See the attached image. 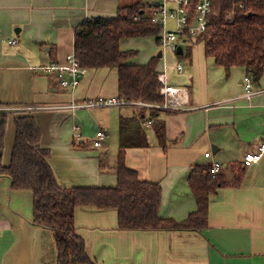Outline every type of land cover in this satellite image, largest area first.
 I'll return each instance as SVG.
<instances>
[{
    "label": "crops",
    "instance_id": "1",
    "mask_svg": "<svg viewBox=\"0 0 264 264\" xmlns=\"http://www.w3.org/2000/svg\"><path fill=\"white\" fill-rule=\"evenodd\" d=\"M154 2L0 0V107L39 108L0 114L6 118L1 164L10 163L14 120L32 117L60 187H115L120 120L143 110L144 129L151 127L144 130L148 146L126 149L125 164L141 180L160 185L162 218L182 222L196 211L188 184L192 167L209 171L218 164L217 174L227 183L233 182L239 168L242 178L211 196L206 227L200 231L121 230L116 210L77 206L74 226L89 258L95 264H264V154L248 167L243 163L245 155L256 153L264 141V87H259L264 71L257 84L252 81L254 93L247 99L244 71L232 67L226 73L206 57L203 44L194 37L179 38L180 55L169 47L158 51L154 55L161 53L158 74L164 73L166 83L179 89L182 102L179 109L156 115L155 120L164 124L162 144L148 109L126 105L67 109L73 101L118 98L115 68H85L73 90L62 88L55 73L43 71L50 62L66 64L67 55L74 53L75 32L85 20L114 17L118 8L135 3L149 7L148 15L157 7ZM167 28L172 30L173 22ZM144 38L148 37L122 39L119 48L138 49ZM173 54L183 63L173 60ZM140 56L129 63L141 65L154 57ZM73 126L81 132L80 141L74 139ZM100 130L106 136L96 149L92 140ZM0 264H55L50 232L33 223L32 191L12 189L5 174H0Z\"/></svg>",
    "mask_w": 264,
    "mask_h": 264
},
{
    "label": "trees",
    "instance_id": "2",
    "mask_svg": "<svg viewBox=\"0 0 264 264\" xmlns=\"http://www.w3.org/2000/svg\"><path fill=\"white\" fill-rule=\"evenodd\" d=\"M212 6L216 15L209 18L205 34L195 38V42L202 43L206 57L223 67L226 73L232 67L241 68L257 84L264 71V0H213ZM145 9L141 3L121 6L114 17L85 20L74 36L73 54L81 67L117 70L118 98H123L128 103L126 106H135L138 102L151 105L164 102L159 92V58L154 56L141 65L131 64L129 61L137 52L119 48V42L126 38L154 36L158 39L161 28L147 18ZM186 37L190 39L189 35ZM148 110L157 140L162 144L164 124L155 119L157 113L164 110ZM144 118L141 110L132 118L120 120L115 187L63 188L57 184L47 162L48 151L40 147V131L32 117L14 120L10 163L2 166L6 118L0 115V174L9 176L12 189L32 191L33 223L50 232L55 264H95L75 230L74 209L77 206L116 210L121 230L200 231L206 227L211 196L218 188L237 185L241 180L243 170L239 168L233 182L227 183L222 175H211L208 168L194 166L188 175V184L196 211L182 222L162 218L159 214L160 185L141 180L137 172L125 164L126 149L148 146Z\"/></svg>",
    "mask_w": 264,
    "mask_h": 264
},
{
    "label": "built area",
    "instance_id": "3",
    "mask_svg": "<svg viewBox=\"0 0 264 264\" xmlns=\"http://www.w3.org/2000/svg\"><path fill=\"white\" fill-rule=\"evenodd\" d=\"M158 2L157 7H153L147 18L155 25L161 28L158 36V44L162 48L169 47L172 50H176L177 41L181 37L197 38L205 34L207 26L209 24V18L215 14L213 10V0H153ZM242 6V4H241ZM230 18V17H229ZM133 19H138L134 17ZM172 21L174 28L168 30L167 23ZM11 44L16 43V40H11ZM178 70H181V66L178 64ZM43 71L46 73H55L59 79V84L62 88L75 89L80 84L81 78L85 73V68L81 67L74 54H69L66 57V64L61 65L57 62H50L43 67ZM158 80L161 83L160 94L164 97V102L158 105L143 104L138 102L135 104L137 107L157 110H174L181 107V96L179 95V89L172 87L166 83L165 74L159 73ZM244 91L247 99L253 95L252 80L250 77H244L243 79ZM128 103L123 98H91L85 101H73L67 109L71 111L91 109L99 107H111V106H125ZM17 109H24L26 111L38 110V107H22V108H10L0 107V114L14 112ZM74 139L80 141L82 136L78 126H73ZM104 131H97L92 140L93 148H101L102 141L105 138ZM264 154V141L258 147L256 153H248L245 155L243 163L248 167L252 163L258 161ZM221 169V166L215 164L209 168L211 175L217 174Z\"/></svg>",
    "mask_w": 264,
    "mask_h": 264
},
{
    "label": "rangeland",
    "instance_id": "4",
    "mask_svg": "<svg viewBox=\"0 0 264 264\" xmlns=\"http://www.w3.org/2000/svg\"><path fill=\"white\" fill-rule=\"evenodd\" d=\"M142 1H144L145 5H150V4L152 3L153 0H142ZM148 10H149V7L146 8V11H148ZM170 22H172V21H170ZM169 24H170V23H169ZM167 25H168V23H167ZM139 41H141V40H139ZM139 46H140V47H138V49H135V48H137V47H134V50H136V52H137V55L135 56V58H137V56H138L139 54H141L140 57H144V56H146L147 54H151V53H152V56H154V55L157 54L158 51L163 50V48L161 47V45L158 44V42L156 43V42L154 41V39L151 38V37H148V38H144V39H142V41H141V43L139 44ZM164 52H165V51H164ZM173 55L176 57V58L173 59V60H177V61H180V62L183 61L182 59L179 58V56H176L175 54H173ZM161 60H162V59H160L159 62H160ZM173 60H172V61H173ZM175 63H177V62H175ZM182 63H183V62H182ZM182 63H181V64H182ZM174 66H175V65H174ZM262 81H264V80H261L260 85H259V87H261V88L264 87V84H263V85L261 84ZM263 83H264V82H263ZM255 87L257 88L258 86L255 85ZM150 128H151V127L146 128L145 130H148V129H150ZM147 136H150V132H149V134H147Z\"/></svg>",
    "mask_w": 264,
    "mask_h": 264
},
{
    "label": "water",
    "instance_id": "5",
    "mask_svg": "<svg viewBox=\"0 0 264 264\" xmlns=\"http://www.w3.org/2000/svg\"><path fill=\"white\" fill-rule=\"evenodd\" d=\"M153 5H154V6H158V2H154ZM176 53H177L178 55L182 54V48H181L180 46L177 47V49H176ZM157 56L160 57V56H161V53L159 52Z\"/></svg>",
    "mask_w": 264,
    "mask_h": 264
}]
</instances>
